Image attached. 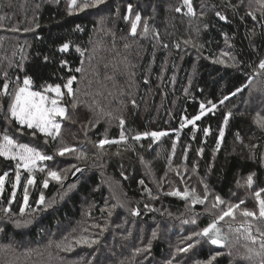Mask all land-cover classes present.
Returning a JSON list of instances; mask_svg holds the SVG:
<instances>
[{
	"label": "trees",
	"instance_id": "trees-1",
	"mask_svg": "<svg viewBox=\"0 0 264 264\" xmlns=\"http://www.w3.org/2000/svg\"><path fill=\"white\" fill-rule=\"evenodd\" d=\"M190 1L193 14L185 12L182 0H106L101 18L88 8L71 9L64 1L0 0V26L16 27L23 39L12 50L10 41L0 48V91L5 83L12 89L25 78L39 89L64 87L75 77L73 98L65 103L69 122L64 131L66 138H74L67 146L86 154L79 161L69 152L66 169L59 167L64 160L55 159L65 176H76L79 168L84 180L76 182L60 206L39 211L31 226L21 229L14 220L2 222L0 213V264L170 262V253L182 242L171 245L175 238L168 236L165 224L172 223L174 213L180 217L190 203L169 193L183 186L202 191L203 180L209 191L227 199L252 175L264 199L262 136L239 94L257 73L264 53V16L260 10L248 11L250 0ZM129 6L141 16L133 36L124 20ZM64 44L68 49L62 50ZM225 49L231 58L223 60ZM78 87L81 96L94 89L99 107L84 109L94 101L78 96ZM4 97L0 95V121L8 104ZM202 104L208 113L203 114ZM196 116L200 119L194 120ZM20 131L25 138L44 142L36 132ZM152 132L166 136L154 144L159 140L144 136ZM101 140L112 143L98 149ZM58 146L48 141L46 155H54ZM101 172L120 186L118 203L110 198ZM0 177V210L11 216H19L27 192V210L36 211L41 197L48 201L60 190L54 181L45 187L46 174L36 175L30 188L29 176L23 175L15 188V164L2 156ZM201 208L194 204L189 212L201 215L197 229L208 225ZM176 233L181 239L185 232L177 228ZM210 254L208 247L199 248L196 264H207ZM212 264L239 263L225 255Z\"/></svg>",
	"mask_w": 264,
	"mask_h": 264
},
{
	"label": "rangeland",
	"instance_id": "rangeland-1",
	"mask_svg": "<svg viewBox=\"0 0 264 264\" xmlns=\"http://www.w3.org/2000/svg\"><path fill=\"white\" fill-rule=\"evenodd\" d=\"M47 1L52 2V0H47ZM55 1H61V2L64 1L68 4V6L71 9H75L76 11L83 10L86 8H88L87 11L91 9L88 12H91L94 16H97V17L101 16V18H103L102 15L104 14V11L107 7L106 0H102V2H97V4H95L96 0H76L75 4L72 3V0H55ZM182 2H183L182 8H185V12H187L189 14H193V13H191V11H189V5H185L184 0H182ZM85 3H87L90 6L84 7ZM248 3H249V7L251 9L248 11H251V12L256 11L259 13V10H260V12L264 16V0H250V1H248ZM165 4H166V6L169 5L168 2H166ZM190 7H191V4H190ZM191 9H192V7H191ZM152 10H153L152 12L155 13V11H156L155 6L152 7ZM135 16H136L135 10H132L131 12H129V9H128L127 13L125 15V19H124L128 23V25H127L128 29H129L128 33L131 34L132 36L134 34L131 31V25L133 22H135ZM117 20H118V18H117ZM106 21H107V16L104 18V22H106ZM140 24H141V20L137 23V29L139 28ZM15 28L16 27H11V29L6 30L4 27L0 26V48H2L4 46L5 41H10V48L12 50L13 47H16L18 41L23 40V39H20L22 37L16 35ZM103 29H101V31ZM137 29H136V32H137ZM107 32H108V30H105V35H107ZM101 43L102 42H100V44ZM222 58H223V60L224 59L226 60V58H231V54L228 52L227 49H225L223 51ZM113 59L117 60V57L113 56ZM261 60H264V53L260 57L259 64H260ZM223 62H225V61H223ZM259 64H258L257 73L255 74L254 77L249 79L246 86L244 87V89L242 91L239 92V94L243 93L244 103H245L244 109H248V111L251 112L250 116L252 117V122H253L255 128L257 129V131L262 136V139H261L262 143L260 144V147L262 150V156H264V127H261L260 124L258 123V119L264 118V69H260ZM123 71H125V66H124ZM23 81L24 80H22L20 83H17L16 85H14V87H12V89H8V92L14 93L16 90H18V88L23 87L24 86ZM90 83H91V81H88L89 85H90ZM92 85L94 86L93 83H92ZM51 87L54 88L53 86H51ZM71 87H72V85H71ZM48 88H49V86L42 87L39 89H34L31 84L29 86L30 91H39V92L47 95L50 99H57L58 100V106L64 107L66 109L65 103H66L67 99L73 98L74 90H73V95L70 96L67 93V88L61 87V92L63 93V95L61 97L57 98L54 92L46 91V89H48ZM72 89H73V87H72ZM78 89H79V87L76 89V94L78 96H81L80 91ZM99 92L100 93L101 92L106 93V91H101V90H99ZM84 94L86 96L83 95V96H81L82 98H89V100H91L92 102L94 101L93 104H91V102L90 103L86 102L87 106H89V107H85L84 109L91 112V110H94V108L99 107L101 101H98L96 99L94 89L91 91L90 94H88V93H84ZM2 98L4 99L5 97L2 96ZM10 99H11V97L7 96V103L8 104H7L6 112H5L3 120L0 121V142H3V135L5 134V132H7V134L10 135L11 137H13V139L17 143L27 144L30 147L37 149V151H39L42 155H46L45 148H46V143L48 141H50V140L54 141L55 143H57L59 145L56 153L51 156L52 159L40 160L37 158V159H34V160L28 162L27 166H26L25 161L20 160L19 157H17V159H12L11 154L7 155V156H2L6 160L12 161L15 164V172H16L15 188H17L19 186L23 175H26V174L29 176V179L32 180V183H33L34 177L36 175L46 174L45 179L47 182L54 181L55 183L57 182L58 185L60 186V190H59L58 195H56L55 197H53L52 199H50L48 201L45 199H43L42 201L40 200L38 202V205H37L38 208L36 209V211L27 210V205H28V200H29V193L28 192L26 195L27 199H25V201H24V205L20 211L19 216H11L7 209L3 210V211L0 210V213L3 215V220H1L2 222L10 223L11 220H14L16 222V225L19 228L23 229L24 227L31 226V224H32L31 222H33L37 218V214L39 211H47V210L52 211L56 207L60 206V204L69 195V193L74 191L77 183L84 180V177L80 175L81 173L79 171L76 176L68 178L67 177L68 175L65 176L64 171L61 172L60 170L56 169L58 167V165H56V163H57L55 160L56 158L61 159V161L64 160L63 163L59 165V167H64L65 169L68 166L67 163L69 161H71L70 159H72L69 156V152H66L63 156L59 155V151L61 148L68 147L67 143L70 144L69 142L74 141L73 140L74 138L72 136L70 138L65 137L66 134L64 131L65 130L64 125H65V123L69 122L68 117H67V114H68L67 109H66V114L63 118H61V117L56 118L57 123H59L61 125V127L59 130V134L56 135L55 138H53L51 136L46 135L45 133L40 132L38 129H29L25 125H20V124H18L17 121H15V119L11 118L10 114L8 113V105L10 103ZM75 106L77 107V104ZM209 111H210V109L204 107L203 114H206ZM192 123L193 122H191V124ZM12 124H14L17 127L13 128ZM87 124L90 126V122ZM88 125H87V127H88ZM17 128H19V130L15 131L14 129H17ZM21 128H26L27 130H31L32 132H36L37 134L41 135L44 139V142H37V140L34 139L33 137L25 138L20 131ZM67 136H69V135H67ZM164 136H166V134L163 135V137ZM150 137L153 139L152 136H150ZM158 140H159V138H154V141H158ZM107 141H109V140H107ZM161 142H162V140H159L158 142H155L154 144H159ZM111 143L112 142L109 141V143L104 144L103 147H101L99 145L98 149H103L106 145H111ZM69 147L72 148L71 146H69ZM72 149H74V147ZM19 151H20L19 149H14V152H19ZM102 151L104 152V150H102ZM72 152H73V154H75L76 158H78V160L80 161L79 156L82 155V153L81 152L78 153L76 151V149H74V151H72ZM82 156H83L82 158H85L86 154L82 155ZM102 158L103 157H101V159H100L101 161L103 160ZM102 162H104V161H102ZM262 163L264 164V162H262ZM51 171H56L58 173V175L60 176V179L59 180L53 179L49 175V172H51ZM101 173H102L103 177H106L104 175L105 173H103V172H101ZM184 173L185 172H182L180 176L184 177ZM18 175H19V179L17 180ZM106 178L103 181L104 185L106 186V190L109 192V194H110L109 196L112 199V201L113 202L116 201L118 203V200H120V197H121L120 186L116 182H114L112 179H110L109 177H106ZM201 182L204 184V185L202 183L200 184L202 191H196L195 189L189 188L188 186H183V187L177 189L181 193V195L179 197L183 200H188L190 205L185 206L186 210L184 213H182L180 215V217H179L178 213H174L173 214L174 219H173L172 223L168 222L167 224H165V227L167 228V231L169 233L168 236H172L175 238V239H173V241L170 242L171 245L174 244L175 245L174 247H176L181 242H182V245L180 248L178 245L177 246L178 249H176V251H174V252L172 251L170 253V256L168 255L170 257V262H168V260H166V261L159 263V264H182V263H184V264H196L197 260L194 258L195 257L194 252L197 251L201 247L202 248L208 247L211 250L210 255L212 257L215 256V259H217L220 256L222 257V256L226 255V256L230 257V260H232L234 263L261 264L262 260H264V250L261 249V245L259 243H261V241L264 240V236H261V233H264V218H261L259 216V204H258V201L256 198V193L259 191L256 188H254V183H252V185L249 186L247 183V178L240 181V183L237 184L239 188L241 187L239 193H235L234 195H232L231 197H228L227 199L221 198L224 201V203L220 204V203H217V201H216L217 195L213 191L208 190V186L205 184V182L203 180H201ZM32 183H29V185H28L29 188L31 187ZM69 186H71V187H69ZM154 186H156V185H154ZM242 189L246 190L247 194L243 193ZM0 190H1V188H0ZM166 190H167V188H163V191H166ZM177 190H175V191H177ZM185 191H187L189 193L188 198H184V196H183V193ZM193 193L195 194L196 197H199L204 202L203 203H200L198 201L194 202ZM260 198H261V193H260ZM241 201H243L244 203H240ZM194 204H198V205L202 206L201 212L204 214L202 216H206L208 218V224L213 222V220H217L218 217L220 215H222L223 211L227 210L229 205H239V208L234 209V215L232 217H225L224 220L218 222V227L221 229V235L223 237H226V239L224 240V246L223 247H220L217 245H212L207 237L195 235V233H201L205 227L202 229H197L195 227V226H197L196 221L198 219H200L201 215H195V214H198V212H196V211L193 213H189L190 209L193 208ZM119 206H120V204L118 205V207ZM244 209H248L250 211L255 212L256 216L255 217H245L242 214ZM133 210H135V208H133ZM85 215H88V211L85 213ZM193 221H195V223H193ZM178 223L181 224V225H179V227H178ZM177 228L181 229L182 232H185L184 235H182L181 239H179V238L176 239ZM1 229L2 228L0 226V234L3 233V231ZM171 229H174L175 232H170ZM0 237H1V235H0ZM253 241L255 243L258 242V244L253 245ZM189 245H193V246L191 248H189L188 247ZM184 249H187V250L185 251ZM217 252H219L220 255L216 256L215 254ZM257 253H259V255H257ZM146 260L143 262H146ZM214 260H212V261H214ZM229 262L231 263V261H229Z\"/></svg>",
	"mask_w": 264,
	"mask_h": 264
},
{
	"label": "snow or ice",
	"instance_id": "snow-or-ice-1",
	"mask_svg": "<svg viewBox=\"0 0 264 264\" xmlns=\"http://www.w3.org/2000/svg\"><path fill=\"white\" fill-rule=\"evenodd\" d=\"M97 2H102V0H97ZM72 3L75 4L76 0H72ZM185 5H189V11H191L190 7V0H184ZM89 5L87 3L84 4V7H88ZM177 11L180 9L177 8ZM129 12H131V6H129ZM219 15V14H218ZM255 18V17H253ZM220 19L223 20L225 17L220 16ZM141 20V16L139 14H136L135 16V22L131 25V31L133 34L136 33L137 29V23ZM69 45L64 44L62 50L68 49ZM260 69H264V60L260 61L259 64ZM77 72L80 71L79 68L76 69ZM75 77L69 79L67 81V84L64 85L65 88H67L68 95H73V89L71 87L73 80ZM31 84L30 79L25 78L23 81V87L18 88L14 93L8 92V84L5 83L3 85V90L0 91V95L2 96H10V103L8 105V113L10 114V117L15 119V121L18 122L20 125H25L29 129H38L40 132L45 133L48 136H51L53 138L56 137V135L59 134V130L61 125L57 123L56 118L61 117L63 118L66 114V109L64 107L58 106V100L57 99H50L47 95L39 92V91H30L29 86ZM46 91H52L55 93L56 97L59 98L63 95L61 92V87L57 85L56 87L52 88L49 86ZM237 91H240L237 89ZM227 99V97H225ZM223 103V101H221ZM201 109H204V105H201ZM3 112L2 106H0V113ZM200 119V116H196L194 120ZM258 123L261 127H264V118L258 119ZM120 124L123 125L124 121L121 119ZM151 135L153 138H158L159 136L165 135V133L162 132H152V133H144V136ZM224 135L223 130L220 132V136L222 137ZM141 137L136 136L135 139L139 140ZM121 139H124L123 133H121ZM109 143L107 140H101L99 142L100 146L103 147L104 144ZM14 149H19V152H14ZM74 149L70 147H63L59 151V155L63 156L66 152H72ZM11 154L12 159H17L19 157L20 160L25 161L26 166L27 163L34 160V159H40V160H50L52 159L51 156L42 155L37 149L30 147L27 144L23 143H17L13 137L7 134L3 135V142H0V156H7ZM77 172L81 171L79 168L76 169ZM7 175V174H5ZM49 175L56 180L60 179V176L56 171L49 172ZM19 179V175L17 176V180ZM4 182V177H0V188H2ZM29 183H32V180L29 179ZM45 187H47V181L44 182ZM143 183V181H141ZM247 183L249 186L253 183V176L249 175L247 177ZM71 187V186H69ZM260 191H264V189H261ZM170 195L174 196H180L181 193L177 191H173L169 193ZM189 193L185 191L183 193L184 198H188ZM194 196V202L198 201L200 203H203L204 201L200 199L199 197ZM256 198L259 204V216L261 218H264V199L260 198V192L256 193ZM27 199V196L25 197ZM43 200V197H41V201ZM217 203L223 204L224 201L217 196L216 197ZM240 203H244L241 201ZM239 208V205H229L226 211H223L222 215L218 217L217 220H213V222L209 223L207 227L203 229L201 233H195L197 236H203L207 237L208 240L212 245H217L220 247L224 246V240L226 237H223L221 235V229L218 227V222L224 220L225 217H232L234 215V209ZM134 214L138 215L139 212H135ZM242 214L245 217H255L256 213L253 211H250L248 209H244ZM187 222V221H186ZM195 223V221H193ZM155 236V233H153ZM261 236H264V233H261ZM193 245H189L188 247L191 248ZM261 249L264 250V240L261 241ZM185 251L187 249H184ZM216 256L220 255L219 252L215 254ZM259 255V253H257ZM215 259V256L211 257L210 260L207 262V264H212V260ZM261 264H264V260H262Z\"/></svg>",
	"mask_w": 264,
	"mask_h": 264
}]
</instances>
